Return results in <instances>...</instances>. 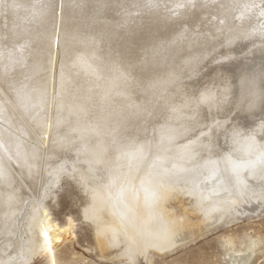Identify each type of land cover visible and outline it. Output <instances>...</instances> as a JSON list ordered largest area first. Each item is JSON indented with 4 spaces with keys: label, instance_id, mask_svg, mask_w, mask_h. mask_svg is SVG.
Listing matches in <instances>:
<instances>
[{
    "label": "bare ground",
    "instance_id": "1",
    "mask_svg": "<svg viewBox=\"0 0 264 264\" xmlns=\"http://www.w3.org/2000/svg\"><path fill=\"white\" fill-rule=\"evenodd\" d=\"M162 1L0 0V264L25 263L19 218L65 170L129 264L263 204L264 0Z\"/></svg>",
    "mask_w": 264,
    "mask_h": 264
},
{
    "label": "rangeland",
    "instance_id": "2",
    "mask_svg": "<svg viewBox=\"0 0 264 264\" xmlns=\"http://www.w3.org/2000/svg\"><path fill=\"white\" fill-rule=\"evenodd\" d=\"M162 2L168 4L167 0ZM48 179L41 198L38 197L40 203L34 198L27 200L18 221L25 241L24 264H129L127 258L101 253L95 227L82 217L87 195L71 173L65 170L53 180L50 177L55 182L50 180L49 183ZM38 204L46 211L47 220L54 229L64 234L47 252L43 250L45 241L40 233V220L33 228L31 223ZM186 210L187 214H192ZM192 231L191 236L164 253L148 250L145 264H241L237 256L244 255L248 248L250 253L243 264H264V202L253 211L232 212L211 227ZM6 245L3 243L1 249H7Z\"/></svg>",
    "mask_w": 264,
    "mask_h": 264
}]
</instances>
